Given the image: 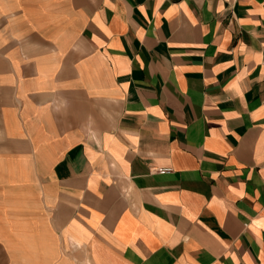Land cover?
Segmentation results:
<instances>
[{"label": "crops", "instance_id": "0c3cea01", "mask_svg": "<svg viewBox=\"0 0 264 264\" xmlns=\"http://www.w3.org/2000/svg\"><path fill=\"white\" fill-rule=\"evenodd\" d=\"M0 264H264V0H0Z\"/></svg>", "mask_w": 264, "mask_h": 264}, {"label": "built area", "instance_id": "2783aa9c", "mask_svg": "<svg viewBox=\"0 0 264 264\" xmlns=\"http://www.w3.org/2000/svg\"><path fill=\"white\" fill-rule=\"evenodd\" d=\"M160 173H165V172H168L169 171V169H161V170H158Z\"/></svg>", "mask_w": 264, "mask_h": 264}]
</instances>
